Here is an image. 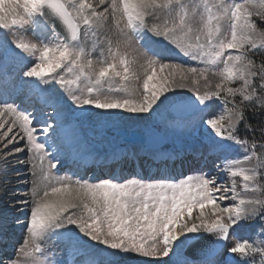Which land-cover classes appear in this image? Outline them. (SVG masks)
I'll return each mask as SVG.
<instances>
[{"label": "snow or ice", "instance_id": "snow-or-ice-1", "mask_svg": "<svg viewBox=\"0 0 264 264\" xmlns=\"http://www.w3.org/2000/svg\"><path fill=\"white\" fill-rule=\"evenodd\" d=\"M258 56L264 0H0V190L17 154L31 176L0 212V264H264ZM161 117L164 136L201 132L220 172L173 177L162 154L155 176L61 174L85 120ZM9 223L25 233L13 256Z\"/></svg>", "mask_w": 264, "mask_h": 264}, {"label": "bare ground", "instance_id": "bare-ground-1", "mask_svg": "<svg viewBox=\"0 0 264 264\" xmlns=\"http://www.w3.org/2000/svg\"><path fill=\"white\" fill-rule=\"evenodd\" d=\"M9 147H11V145H9ZM17 155L19 156V159H20V161H22V163L17 164L15 162H13V164H12L11 170L8 173V180H9L8 188L10 190L7 191L6 194L2 190H0V212L3 211L4 205L9 203L10 201L12 202V206L14 207L15 203L13 201V197L17 196V195H20V196L26 195V193L29 191V188H30V184H29V181L31 179L30 168L28 166V164H29L28 161H26V159L24 158L26 156V154L20 153ZM17 168L20 169L19 172L16 171ZM3 183H4L3 179H0V185H3ZM11 189H15V191H12ZM15 215H20V213H15ZM23 220H24V217L21 216V223H23ZM11 226L12 227L14 226L15 230H18V231L22 230L23 231V229L21 227H17L16 225H10L9 224L8 228ZM8 234H10V239H12V240H16L17 238H21V235L15 236L9 232H8ZM24 235H25V233H24Z\"/></svg>", "mask_w": 264, "mask_h": 264}, {"label": "rangeland", "instance_id": "rangeland-1", "mask_svg": "<svg viewBox=\"0 0 264 264\" xmlns=\"http://www.w3.org/2000/svg\"><path fill=\"white\" fill-rule=\"evenodd\" d=\"M256 59L259 61V60H261V59H264V57H256ZM185 92V93H184ZM183 94H185V95H190V93L186 90H183ZM146 115H148V114H146ZM161 119V118H160ZM160 119L159 120H157L158 121V123L160 122ZM157 121H115V122H110V121H99V122H97L96 120H94V119H88V120H85L84 122H83V124L85 123L87 126H88V128H89V131H88V134H90L91 135V132L93 133V131H91V130H95V133H96V136L95 137H93L94 139H96V141L97 142H99V143H101L97 138H101L102 139V142H103V145H102V147H103V151L104 150H107L108 152H110L111 151V149L114 147V142H113V137L111 136V137H105V136H98L97 135V131H102L103 129H105V130H107L108 131V129L109 130H113V129H115V128H118V127H120V126H127V127H133V128H136V127H139V126H143V127H146V126H150L152 123H156ZM89 122V123H88ZM105 134V133H104ZM174 136V135H173ZM200 144H201V142H200ZM10 225H13V224H11V223H9ZM252 229L249 227V230H248V232L249 231H251ZM12 231H15L16 232V234H15V236H19V235H21V233H19V231L18 230H15V228H14V226L12 227H9L8 228V232L9 233H11V234H13L12 233ZM13 234V235H14ZM9 236H10V234H8ZM248 238H250L249 236H248ZM15 239V238H14ZM17 240V239H16ZM10 241H14V240H12V239H10ZM22 241V240H21ZM10 244V243H9ZM10 245H12V244H10ZM144 259H155V258H144ZM164 259H167V258H164Z\"/></svg>", "mask_w": 264, "mask_h": 264}, {"label": "trees", "instance_id": "trees-1", "mask_svg": "<svg viewBox=\"0 0 264 264\" xmlns=\"http://www.w3.org/2000/svg\"><path fill=\"white\" fill-rule=\"evenodd\" d=\"M259 119H264V117H260V118H258V117H253V116H251V114H250V120H251V122L253 123L254 126H256V124H257V122H258Z\"/></svg>", "mask_w": 264, "mask_h": 264}, {"label": "water", "instance_id": "water-1", "mask_svg": "<svg viewBox=\"0 0 264 264\" xmlns=\"http://www.w3.org/2000/svg\"><path fill=\"white\" fill-rule=\"evenodd\" d=\"M192 257H195V254L191 255Z\"/></svg>", "mask_w": 264, "mask_h": 264}]
</instances>
